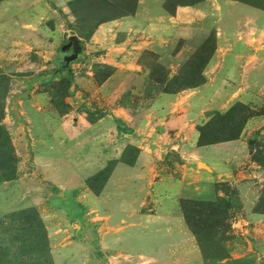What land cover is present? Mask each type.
<instances>
[{
  "label": "crops",
  "instance_id": "crops-1",
  "mask_svg": "<svg viewBox=\"0 0 264 264\" xmlns=\"http://www.w3.org/2000/svg\"><path fill=\"white\" fill-rule=\"evenodd\" d=\"M78 4L79 0H0V68H9L12 56L26 68L28 45L42 62L45 44L58 43L59 12L75 26L73 8ZM211 33L215 46L201 67L197 87L159 93L137 114L115 105L112 114L130 129L125 133L108 115L84 123L83 132L99 134L83 137L80 156L72 150L75 126L65 120L74 121L75 110L58 114L43 95L33 94L22 115L27 126L47 142L41 147L56 143L54 147L68 150L52 161L47 177L72 199L56 198L50 210L39 211L51 264H204L183 205L227 198L223 185L235 188L248 221L258 223L255 236L264 252V213L257 211V177L262 171L253 158L264 112L245 120L238 139L199 142L200 127L210 121L206 113L213 119L238 102L250 109L264 104V9L231 0H197L173 8L168 0H134L131 9L103 18L83 37L84 53H91L92 63L110 68V74L93 88L92 80L77 76L72 87H84L108 102L118 100L151 78L142 56L150 54L171 78ZM80 95L74 92L76 103ZM63 127L66 140L48 142L52 131L62 132ZM18 141L25 143L24 138ZM110 164L95 194L85 181Z\"/></svg>",
  "mask_w": 264,
  "mask_h": 264
},
{
  "label": "rangeland",
  "instance_id": "rangeland-1",
  "mask_svg": "<svg viewBox=\"0 0 264 264\" xmlns=\"http://www.w3.org/2000/svg\"><path fill=\"white\" fill-rule=\"evenodd\" d=\"M194 1L197 0H168V7ZM231 1L264 9V0ZM133 4L134 0H79V4L73 8L77 24L68 26L66 19L60 18L58 43L45 44L43 50L46 51V58L42 62L36 61L38 54L32 52L28 45L26 68L22 63L18 66L16 56H12L9 68H0V264H51L46 228L39 211L50 210V202L57 197L58 191L53 190L47 173H50L52 161L57 162L68 150L63 145L60 148L54 147L56 143L41 147V144L46 145L47 142L42 143L39 135L27 126L22 115L30 108L28 105L34 98L33 94L43 95L49 107L58 114L75 110V120H71L72 117H65V120L68 119L75 126L76 145L72 150L77 157L83 151V137L88 135L94 138L99 134L83 132L84 123H95L108 115L118 131L125 133L130 129L112 114L115 105L126 107L130 113L137 114L149 108L151 99L159 93H173L198 86L195 83L201 80V67L215 46L213 33L207 36L204 46L197 53L184 60L180 72L171 78L150 54L142 56L141 60L149 66L151 78L138 91H128L118 100L109 101L112 103L96 93L91 94L88 87L87 90L78 85L75 89L72 87V80L77 76L92 80L89 86L93 88L110 74V68L96 61L92 63L91 53H84L86 46L83 37L86 38L103 18L125 13ZM70 35H75L80 40L82 52L76 60L69 63V72H66L62 68L63 57L71 55V52L62 53L61 46ZM75 91L81 93L77 103L73 98ZM261 112H264V104L250 109L238 102L232 109L215 115L213 119H209L212 116L209 113L205 118L210 121L200 127L199 142L238 139L245 120ZM13 120L23 125L18 127V124L12 123ZM62 130L61 132L57 128L55 132L52 131L48 142L52 143V139L55 142L65 141L66 128L63 127ZM262 130V134L255 139L253 149L254 161L262 171L261 176L257 177L261 188L258 213H264V127ZM18 137L24 138L25 143H19ZM110 165L104 170L102 177L92 183L93 189L99 188ZM54 168H57L56 164ZM221 189L227 198L215 202H188L183 205L185 219L199 242L204 264H264V252L259 250L255 236L258 232L255 225L258 223L248 221L234 187L223 185ZM57 220L59 219L55 217V221Z\"/></svg>",
  "mask_w": 264,
  "mask_h": 264
},
{
  "label": "water",
  "instance_id": "water-1",
  "mask_svg": "<svg viewBox=\"0 0 264 264\" xmlns=\"http://www.w3.org/2000/svg\"><path fill=\"white\" fill-rule=\"evenodd\" d=\"M61 51L62 53H69L71 52V55H67L63 57V71L69 72L68 65L70 62L74 61L77 59V57L80 55L82 52V47L80 45V40L75 36V35H70L67 37L66 43L61 46ZM208 115V113H206ZM58 199H61L62 201L65 200H71L72 196L70 194L64 193V191H60L57 194Z\"/></svg>",
  "mask_w": 264,
  "mask_h": 264
},
{
  "label": "trees",
  "instance_id": "trees-1",
  "mask_svg": "<svg viewBox=\"0 0 264 264\" xmlns=\"http://www.w3.org/2000/svg\"><path fill=\"white\" fill-rule=\"evenodd\" d=\"M59 13L61 14L62 18H65V16L62 15L61 12H59ZM65 19H66V18H65ZM67 25H68V26H71V24L68 23V22H67ZM197 85H198V84H197ZM173 93H174V92H173ZM211 143H213V142H211ZM202 144H205V143H202ZM110 166H111V165H110ZM107 167H108V166H107ZM107 167H106V168H107ZM111 167H112V166H111ZM111 167H110V169H109L107 175H106L105 178L103 179V181H102V183H101V185L99 186L98 189H93V187H92V183L95 182V181H98V180L102 177V174H103V172H104V170H105L106 168L103 169V170H102L101 172H99L98 174H96L95 176H93V177L87 179V180L85 181V185H86L90 190H92L95 194H99V192H100V190H101V188H102L103 183L105 182L107 176L109 175V172H110V170H111ZM52 188H53L54 191H56V192L58 191V192H59V190H58L57 187L52 186Z\"/></svg>",
  "mask_w": 264,
  "mask_h": 264
}]
</instances>
